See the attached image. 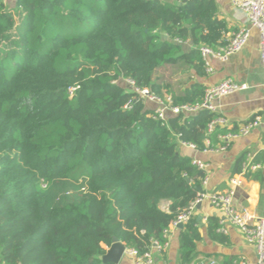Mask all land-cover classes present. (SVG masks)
<instances>
[{"label":"trees","instance_id":"trees-1","mask_svg":"<svg viewBox=\"0 0 264 264\" xmlns=\"http://www.w3.org/2000/svg\"><path fill=\"white\" fill-rule=\"evenodd\" d=\"M230 31L215 0H0V264H105L114 237L163 252L205 177L179 145L202 150L229 131L208 133L218 115L204 109L154 117L128 80L173 106L198 104V48L224 46ZM175 66L186 75L173 85L164 72ZM219 221L208 218L207 235L224 244ZM200 239L192 215L179 264Z\"/></svg>","mask_w":264,"mask_h":264},{"label":"crops","instance_id":"crops-1","mask_svg":"<svg viewBox=\"0 0 264 264\" xmlns=\"http://www.w3.org/2000/svg\"><path fill=\"white\" fill-rule=\"evenodd\" d=\"M215 1L217 17L225 20L231 28L226 35L228 39L239 27L247 24L246 19L242 12L231 5L230 0ZM208 61L211 71L206 72L204 76L192 78L205 88L225 78H232L248 86L244 90L216 98L213 101L216 106L215 113L227 121L224 128L229 132L233 128L237 130L240 124L263 113L264 70L259 56V37L254 28H250L249 40L239 52L230 55L224 61L214 57H209ZM148 105L154 107V104L148 103ZM205 145L206 147L201 150L180 144L178 149L181 155L188 156L192 160H201L205 164L206 182L202 191L206 194L224 192L229 188L230 179L243 172L241 184L235 187L233 204L239 210H245L252 215L264 214V127L257 126L247 135L233 138L228 142L220 138V141L214 145H210L209 140L205 139ZM242 155H245V160L241 171L236 173L235 163ZM252 164L257 165L253 171L249 169ZM247 172L258 173L255 178H252L245 175ZM168 203V201H162L160 207L166 210ZM193 215L198 221L201 239L196 243V254L193 260L188 264H208L210 261L214 264H224L226 256L237 257L238 264H256L254 246L247 243L240 231L227 221L222 225L225 233L219 228V231L227 236L226 243L219 244L208 237L206 230L208 218L214 215L222 218V212L212 206L208 199L195 205ZM181 228L170 226L166 232L167 241L163 252L159 251L160 248L151 247L157 264L180 263L179 231ZM104 247L107 252L109 247ZM116 264H131V261L123 252Z\"/></svg>","mask_w":264,"mask_h":264},{"label":"built area","instance_id":"built-area-1","mask_svg":"<svg viewBox=\"0 0 264 264\" xmlns=\"http://www.w3.org/2000/svg\"><path fill=\"white\" fill-rule=\"evenodd\" d=\"M231 5L243 13L246 19V25L239 27L231 36L227 39L224 46L218 47L216 49L210 48L208 46L199 47V52L202 60L205 64L206 72L211 71L209 66V57H214L219 60H226L230 55L239 52L248 42L250 37V28H254L259 37V56L264 70V0H230ZM130 86L133 88L134 92L138 93L145 101L152 102L154 104V117L161 120L166 119L168 113L179 114H195L199 110H208L210 112L216 111V106L213 101L216 98L232 94L237 91L246 89L248 86L245 83L237 82L232 78H225L218 83L208 86L205 89V94L203 100L193 106L181 105L173 106L172 100L169 95H164L163 98L157 96L156 94L149 91L148 88H137L134 87L132 81H129ZM75 88H70V93H73ZM227 121L222 116L215 117L207 127V132L213 131L215 126H225ZM262 125L264 127V111L261 115H256L252 119L239 125L237 131L227 132L221 135V139L225 142L230 141L233 138L239 136L247 135L253 128ZM194 147L192 144H185ZM192 164L196 166L199 170H205V164L198 159H193ZM257 165L252 164L249 166L251 171L255 170ZM244 173L242 172L239 176L233 177L229 181V188L224 192H213L206 194L202 191V187L206 182V177H204L201 190L198 193L196 200L189 204L187 209L182 212L177 220L172 223L175 227L179 223H184L192 215L194 207L196 204L202 202L204 199H208L212 206L218 208L222 212V218L220 219V230L225 233L222 229L224 222H228L235 226L242 234L244 240L252 244L255 248L256 253V264H264V214L252 215L245 210H239L233 204V197L235 194V187L240 185ZM153 247L159 248L160 246L153 242ZM131 261V264H157L151 248L143 253H139L135 249L124 248L123 251ZM208 264H214L210 261ZM243 264V263H241Z\"/></svg>","mask_w":264,"mask_h":264},{"label":"water","instance_id":"water-1","mask_svg":"<svg viewBox=\"0 0 264 264\" xmlns=\"http://www.w3.org/2000/svg\"><path fill=\"white\" fill-rule=\"evenodd\" d=\"M199 190H201V188H199ZM182 226L183 223H179L177 225V227L179 228H181ZM124 248H125L124 245L120 243L116 237H114L112 239V244L110 245L108 251L105 254L99 256V259L105 264L106 263L116 264L121 254L123 253Z\"/></svg>","mask_w":264,"mask_h":264},{"label":"rangeland","instance_id":"rangeland-1","mask_svg":"<svg viewBox=\"0 0 264 264\" xmlns=\"http://www.w3.org/2000/svg\"><path fill=\"white\" fill-rule=\"evenodd\" d=\"M13 0H5V3L7 4V5H10V3L12 2ZM185 73H183L182 71H181V69L180 68H178V67H168V70H166L165 72H164V76H165V79H166V81H168V82H170L171 84H178L181 80L183 81V80H185ZM122 83H123V85L126 87V88H128L127 87V83L126 82H123L122 81ZM147 103H151V104H153L152 102H149V101H147Z\"/></svg>","mask_w":264,"mask_h":264}]
</instances>
